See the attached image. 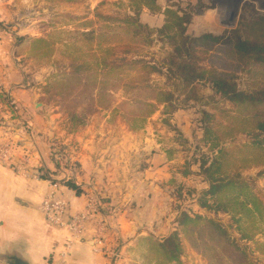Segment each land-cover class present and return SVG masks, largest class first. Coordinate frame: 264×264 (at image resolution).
<instances>
[{
  "label": "trees",
  "instance_id": "1",
  "mask_svg": "<svg viewBox=\"0 0 264 264\" xmlns=\"http://www.w3.org/2000/svg\"><path fill=\"white\" fill-rule=\"evenodd\" d=\"M144 10L162 13L163 26L155 30L143 24ZM129 11L132 14L124 19L98 15L101 22H84L75 32H60L65 39L16 37L18 53L47 60L56 68L40 89L66 115L70 133L98 112L122 118L132 131L142 130L159 107L170 116L192 102L207 106L198 87L212 85L231 109L220 111L221 123L202 113L206 117L201 120L202 142L210 154L199 162L207 189L200 192L198 205L206 214L180 211L178 230L144 243L157 264H182L183 239L210 264H258L256 256H264V203L244 172L255 168L264 172V36L254 41L210 34L190 37L187 28L193 15L184 18L179 10H163L157 0H129ZM155 42L169 51L149 59L141 50ZM209 46L219 47L223 58L215 59L227 66L205 64L199 55L202 50L211 52ZM241 65L256 68L251 73L256 83L244 90L231 71L242 70ZM239 137L245 140L236 142ZM62 184L80 193L72 181Z\"/></svg>",
  "mask_w": 264,
  "mask_h": 264
},
{
  "label": "crops",
  "instance_id": "2",
  "mask_svg": "<svg viewBox=\"0 0 264 264\" xmlns=\"http://www.w3.org/2000/svg\"><path fill=\"white\" fill-rule=\"evenodd\" d=\"M1 20L0 92L4 97L0 107L5 109L0 108V143H11L13 158L7 164L0 162V257H16L27 264L141 263L137 253L144 251L142 241L162 239L178 230L180 211L191 213L189 208L193 212L196 208L200 211L196 214H206L195 197L207 189L199 164L190 167L187 161L181 172L176 165L179 152H170L146 127L132 131L121 118L96 114L70 133L66 118L44 116L42 83L18 53L15 37ZM151 22L146 24L153 26ZM37 95L39 108L34 107ZM1 99H8L10 105ZM181 134L189 143L188 136ZM58 145L68 148L66 158L72 168L65 175L80 193L61 183L58 174L63 163L54 159ZM45 174L59 181L57 196L68 202L70 215L85 209L89 193L100 197L101 218L89 224L79 239L48 225L42 214L41 202L51 189ZM169 176L183 184L181 189L189 186L184 180L200 179V184H191L192 200L171 193ZM174 202L179 207L174 208ZM67 245L68 254L62 256ZM98 247L102 251L97 252ZM114 251L119 256L112 261Z\"/></svg>",
  "mask_w": 264,
  "mask_h": 264
},
{
  "label": "rangeland",
  "instance_id": "3",
  "mask_svg": "<svg viewBox=\"0 0 264 264\" xmlns=\"http://www.w3.org/2000/svg\"><path fill=\"white\" fill-rule=\"evenodd\" d=\"M157 3L163 10L167 8L179 10L184 18L188 15H193L187 28V34L190 37L210 34L215 37L226 36L228 38L239 36L241 40L254 41L264 36V0H157ZM198 11L202 14L195 15ZM128 14H132L129 11V0H0V19H2L1 21L5 24L6 29L9 26L7 31L15 38L54 36L55 39H65L66 35H62L60 32H75L76 27L84 22H101L98 15L104 18L124 19ZM162 15V13L154 14L146 10L140 19L143 24H146V22H151L150 19L154 16V21L151 22L153 26L146 25L156 30L163 26L165 17ZM162 47V43L155 42L152 47L142 49L141 52L145 56H149V59L154 57V55H156V58H159L160 56H164L165 51H169L167 46L163 47V49ZM216 47L212 48L209 46L208 49H213L211 52L209 50L208 52L202 50L199 57L207 61L205 62L206 65H208V61H215L218 66H227L225 62L215 59L223 58L222 52L218 50L219 47ZM21 55H24V60L30 63L29 67L35 71V75L40 79L42 85L46 84L52 74L56 73V68L47 60H32L25 53ZM255 55L258 56V52ZM240 67L243 69L234 72L237 69L234 68L231 71L234 73V81L240 89L244 90L256 83L252 79V72H255L256 68L251 69L250 66L244 65ZM162 81L160 79V82ZM198 89L204 97L205 102L209 103L207 106L192 102L174 116L164 115L163 108L159 107L143 128L145 129L146 127L147 131L153 132L155 134L154 139L157 141L162 139L170 152H179L180 156L177 158L178 163L176 162V165H178L177 167L181 172L187 168V161L191 164L190 167H195L192 165L194 162L195 164H199L204 155L210 154L208 147L202 142L201 120L203 118L206 119L203 112L214 115L215 120L221 123L223 122V117L220 111L231 109V105L215 93L212 85L201 83ZM117 99L121 100V94L117 95ZM42 101L45 103V106L42 108L44 116L67 119L66 115L57 105V102L48 100L45 96H43ZM97 114L112 116L109 112H98ZM181 131L188 136L190 139L189 143L184 142ZM243 140H245L244 137H239L236 142ZM56 149L55 152H62L66 156L67 147L58 145ZM244 176L253 185L256 195L264 203L263 169L255 168L248 170L244 172ZM192 180L194 183L184 180L183 183H187L189 186L187 188L184 186V189H181V185L183 184L178 180L170 178L169 189L179 199L184 197V199L192 200L191 184L197 185L201 183L200 179L196 177L192 178ZM195 197L197 199L199 196ZM176 203L174 202L173 204L174 208H177L176 206L179 207V203ZM189 209H191V214L200 212L196 208H193L196 212H193L192 208ZM222 218L225 219V217ZM183 244L184 255L182 257V264H210L199 253L192 250L184 239ZM142 247L144 251L137 253L140 255L139 260L141 263L136 264H157L153 260V257L150 256L147 249L148 246L144 243V240L142 241ZM256 257L259 260L258 264H264V256L257 255ZM4 260V257H0V264H4Z\"/></svg>",
  "mask_w": 264,
  "mask_h": 264
},
{
  "label": "built area",
  "instance_id": "4",
  "mask_svg": "<svg viewBox=\"0 0 264 264\" xmlns=\"http://www.w3.org/2000/svg\"><path fill=\"white\" fill-rule=\"evenodd\" d=\"M0 108L5 109L4 107ZM7 109H9V107H7ZM12 152L13 148L11 143H0V162L5 164L10 163L13 158ZM54 159L58 163H63V167L61 169L62 171L58 174L61 176V183L71 181L65 175L66 170L72 168V166L67 162L65 154L62 152H55ZM38 174L41 175V173ZM49 179L51 189L42 200L40 210L48 225L68 231L74 240L79 239L89 224H93L101 218V199L95 193H89L85 209L79 213L70 215L68 202L57 196V190L60 187L59 181L52 175H49ZM98 244H101V241H99ZM67 246V250L62 253V256H66L68 254L70 245ZM96 251L100 252L102 251V248L98 247ZM118 256L119 255L116 251L112 252L111 260L115 261Z\"/></svg>",
  "mask_w": 264,
  "mask_h": 264
},
{
  "label": "water",
  "instance_id": "5",
  "mask_svg": "<svg viewBox=\"0 0 264 264\" xmlns=\"http://www.w3.org/2000/svg\"><path fill=\"white\" fill-rule=\"evenodd\" d=\"M38 99H39V95H37L36 98L34 99V107L35 108H39L42 106V104L39 102ZM4 263H6V264H27L24 261H22L21 259L16 258V257H12L8 260H4Z\"/></svg>",
  "mask_w": 264,
  "mask_h": 264
}]
</instances>
